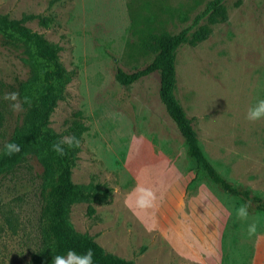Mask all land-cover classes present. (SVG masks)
<instances>
[{
	"label": "rangeland",
	"instance_id": "374dc122",
	"mask_svg": "<svg viewBox=\"0 0 264 264\" xmlns=\"http://www.w3.org/2000/svg\"><path fill=\"white\" fill-rule=\"evenodd\" d=\"M208 1L0 0L8 17H51L47 26L37 17L24 21L57 44L60 63L74 71L49 126L67 141L73 120L89 125L71 180L110 188L106 202L90 203L91 215L86 202H73L68 221L132 264H220L221 241L227 264L246 255L247 264H264L262 213L208 183L185 193L192 171L158 97V72L128 86L114 78L116 65L129 71L152 59L141 46L148 32L192 25ZM222 2L227 19L209 24L202 17L191 30L207 24L209 35L175 50L173 94L214 168L264 198V0ZM41 68L30 46L0 43V152L41 87ZM39 153L30 151L0 176V264H30L51 248L45 205L56 173ZM58 264L82 263L67 255Z\"/></svg>",
	"mask_w": 264,
	"mask_h": 264
},
{
	"label": "trees",
	"instance_id": "16d2710c",
	"mask_svg": "<svg viewBox=\"0 0 264 264\" xmlns=\"http://www.w3.org/2000/svg\"><path fill=\"white\" fill-rule=\"evenodd\" d=\"M222 1L209 0L205 9L194 17L192 25L177 32H148L146 37L141 39V46L144 50L154 53L152 59L143 66L134 67L129 71L116 65L114 78L120 84L128 86L153 71L158 72V97L182 137L188 168L192 171V176L184 186L185 193L192 194L200 184L208 183L236 199L247 211L264 215V198L260 193L248 186L231 182L214 168L199 143L190 118L186 116L173 94L176 83L175 50L182 43L193 45L209 35L210 27L207 24H201L191 30L202 17H205L209 24L227 19ZM33 17H37L42 26H47L52 20L50 16H37L31 13L23 14L20 18H11L0 13V43L13 47L19 44L30 46L33 55L42 64L41 87L35 97L28 102L13 140L0 152V176L8 173L32 150L40 151V159L50 163L56 173L45 205L48 232L52 239L51 248L44 256L33 257L30 264H58L67 255L75 256L82 264H132L130 260L105 251L88 233L76 232L68 221V211L73 202H86V213L91 215L94 208L90 203L106 202L109 199L110 188L97 182L79 184L71 180V168L79 151L80 135L89 128V125L73 120L67 129L69 136L67 141L49 126V116L57 101L63 98L66 84L74 71L67 70L60 63L58 56L60 47L57 44L47 41L40 33L24 24L25 20ZM132 21L131 18L130 27L133 25ZM107 45L109 43L102 44L103 47ZM77 114H81V111ZM149 143L154 152L159 150L155 136L150 137ZM248 257L246 255L240 264H247ZM220 264H227L222 241Z\"/></svg>",
	"mask_w": 264,
	"mask_h": 264
},
{
	"label": "crops",
	"instance_id": "0c3cea01",
	"mask_svg": "<svg viewBox=\"0 0 264 264\" xmlns=\"http://www.w3.org/2000/svg\"><path fill=\"white\" fill-rule=\"evenodd\" d=\"M114 28H115V29H117V34L121 33V31H119V32H118V27H117V28H116V27H114Z\"/></svg>",
	"mask_w": 264,
	"mask_h": 264
}]
</instances>
